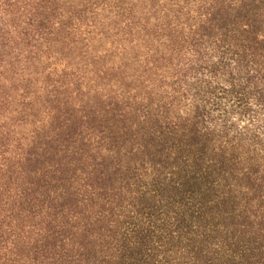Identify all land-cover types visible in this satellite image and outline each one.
<instances>
[{"label":"trees","instance_id":"1","mask_svg":"<svg viewBox=\"0 0 264 264\" xmlns=\"http://www.w3.org/2000/svg\"><path fill=\"white\" fill-rule=\"evenodd\" d=\"M0 264H264V0H0Z\"/></svg>","mask_w":264,"mask_h":264}]
</instances>
